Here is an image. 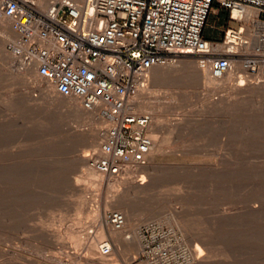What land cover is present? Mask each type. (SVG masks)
<instances>
[{"label": "rangeland", "instance_id": "374dc122", "mask_svg": "<svg viewBox=\"0 0 264 264\" xmlns=\"http://www.w3.org/2000/svg\"><path fill=\"white\" fill-rule=\"evenodd\" d=\"M237 25L227 11H216L205 34L223 40ZM8 54L15 59L0 54V155H6L8 167L2 173L7 177L0 174V180L7 178L6 185L0 181V200L5 197L0 201V264H94L87 248L100 229L114 264H197V246L204 257L213 255L210 264H264L263 97L244 94L227 104L228 91L204 87L193 72L153 70L143 85L162 125L155 135L166 145L154 156V170L144 174V190L129 197L125 185L114 191L108 177L94 188L81 180L86 169L78 167V159L93 153L85 138L98 133L101 121L51 108L41 93L47 83L35 75L23 80L18 57ZM195 60L180 59L177 66H196ZM259 81H247L243 88L251 84L264 93V79ZM51 96L62 105L75 103ZM123 197L124 203H114ZM83 198L87 207L80 213ZM112 211L130 217L140 251L116 247L107 219ZM148 227L155 234L146 232ZM69 231L80 236L82 246L68 239ZM158 245L168 251L167 258L154 254Z\"/></svg>", "mask_w": 264, "mask_h": 264}, {"label": "built area", "instance_id": "2783aa9c", "mask_svg": "<svg viewBox=\"0 0 264 264\" xmlns=\"http://www.w3.org/2000/svg\"><path fill=\"white\" fill-rule=\"evenodd\" d=\"M221 10L238 25L223 40L208 39L209 17ZM248 11L257 15L251 32L238 20ZM0 18L17 36L7 50L18 57L19 69L34 68L56 95L113 122L100 150L88 157L108 178L148 163L153 117L131 109L137 85L154 69L195 58L215 80L238 72L247 80L264 79V0H0ZM107 219L116 230L126 225L118 211ZM101 249L112 254L108 242ZM153 252L168 257L161 245Z\"/></svg>", "mask_w": 264, "mask_h": 264}, {"label": "bare ground", "instance_id": "6f19581e", "mask_svg": "<svg viewBox=\"0 0 264 264\" xmlns=\"http://www.w3.org/2000/svg\"><path fill=\"white\" fill-rule=\"evenodd\" d=\"M41 1H42V3L44 5H47L48 2H49V0H41ZM256 16L257 15L255 13L251 12V11L246 12V15H244V17H242L241 19H238L240 22L243 23V25L240 26V28H243L246 31L251 32V28L252 27H250L249 24H250V22L252 21L253 18H256ZM230 30H232V29H230ZM16 39H17V36L12 31L10 23L0 18V54L4 55L6 58H8L11 61H13L15 59V57L14 56H10V54H8L7 47H8V45L11 42L15 41ZM254 42L257 43V39L254 38ZM228 52L236 53V50H230ZM182 59H184V58H182ZM177 63H179V62H177ZM177 63L174 64V65L167 66V67H159V68H156V69H166L170 73H173V74H178V72H193L194 74H196V76H198L197 78H199V81H201V82L203 81L202 82L203 84L201 83V85H204V87H207V88H210V89L213 88L214 91L216 89L215 87H217L218 89L220 88L222 90L224 89V90L228 91V99L226 100L227 104H230V103L234 102L235 100H237L240 96H242L244 94H255V93H257L261 97L264 98V93H263V88L262 87L253 86V85L249 84L248 88H243L244 86H247V84H246L247 81L248 82L249 81L253 82V81H251L249 79L247 80L244 76L238 75L239 72L238 73H231V74H229L228 76H226L225 78H223L221 80H215V79L211 78L206 72L201 71L199 69L196 61H194L196 66H192L193 62L192 63H188V62H182L181 63L180 62L182 64V65L180 64L181 67L177 66L178 65ZM21 72L24 74V78L23 77L22 78L26 82H27L28 75H31V76L35 75L34 76L35 78L41 79L37 75L35 69L32 68V67H25V68H23V71H21ZM150 73L143 80H141L139 82V84L137 85V87H136L137 89L135 91L136 94L134 92V94H135V97H134L135 98V102L132 103V109H131V111L134 112V113H137V114H150V115L153 116L154 119H156V121H155L156 124H157L155 126L156 127V131L154 130V132L151 135L152 140L154 142V147L155 148L153 147L152 153H151V155H150V157L148 159V163H149V161H150V163L149 164L147 163V165L142 166V167L130 165V166L127 167L125 173L123 175H121L120 177L110 178V179H112V189H114V191H115L116 189H119L118 187H120L121 185H125L127 187V192H126L125 195L129 196V197H130V195H134V194L140 193V192H142L144 190L143 185L146 182V180H145L146 176L144 174L145 173L147 174L146 171H148V170H154V165L156 164V163L154 164V156H155V154L157 152L161 151V149H162V147L164 145H166L165 139L155 135V133H157L159 131V129L162 127L161 122L159 121V116L157 117V116L154 115L155 112H156L155 111L156 107H154V106L151 107L146 102V90L147 89L145 88V85H143V84H145L148 81ZM25 81H23V82H25ZM48 87L50 88L51 92L48 91V90L46 91V89ZM148 89H149V87H148ZM41 93L46 95L47 100H48L49 105L51 106V108L52 107H54V108H65L71 114H74L75 115L74 117L78 116L79 118H81L82 120H85V121H93V122L101 121V122H99L98 133L97 134L96 133L88 134L86 136V138H85V146H86V148H90L93 153L98 152L100 150V145H101L102 141L105 138L106 132L113 125V122L111 120L102 119L98 112H87V111H85L76 100H69V101H74L75 103H71L70 102V103H67L65 105H62L61 103H59L57 101L58 99L55 100V98H52L51 95H52V93H55V92H54L53 88L49 84H47L46 88H41ZM132 100H133V98H132ZM184 122L182 121L183 125H184ZM183 125H181L180 127L182 128ZM161 130H162V128H161ZM5 156L4 155L3 156L0 155V174H1V176L3 175L2 173H4L5 169L8 168L4 164L5 160H6V159H4ZM88 157H89V155H84L82 158L79 157V159H78V167L80 169H84V168L86 169V171L84 172L85 173L84 174V178L81 179V180L86 185L93 186V188H94V186L95 187H99V186L102 185L105 176L99 174L98 172H96L94 170V168H92V166L88 162ZM7 171H8V169H7ZM5 173H6V171H5ZM5 175L2 176L1 178L7 177V175L6 176ZM126 176H127V178H125ZM138 176L141 177V179L138 182L134 181L133 179H136ZM6 179H4V180L6 181ZM2 180H0V181H2ZM9 180H10V178H9ZM81 180L79 181V179H78L79 182H81ZM5 183H7V181L4 182V185H6ZM4 188H6V186ZM112 189H111V191H112ZM0 192H1V190H0ZM4 199H5V197H4ZM4 199L2 198V200H4ZM116 199H115L114 203H119V204L124 203L123 200L124 201L127 200L125 197H123L122 199L118 198V200H116ZM2 200H0V201H2ZM85 206H86V201H84V198H83V201H80L78 203V207H77L78 212L81 213V211L84 209ZM109 206H110V204H109ZM87 213H89V212H87ZM92 213H94V212H91V214ZM129 218L130 217H128V215L125 213V219L127 221V225H125V227L122 230H116L113 227L109 226L110 227L109 233H110V236L112 237L113 241L116 243V247L118 246L120 248V247H123V246H131V247L135 248V250L137 248L140 251V247H141L142 243L140 242V240L138 239L137 235L135 234L134 229H133L134 226L130 224V219ZM72 225H74V224H72ZM75 225L76 226H80L81 224L78 221V222L75 223ZM125 228H127V230H129L133 234L132 237H130V238L126 237V234H127L128 231L125 230ZM79 237L80 236L77 235V233L71 231L69 233L68 239L76 242V245L82 246L83 245V241ZM60 239L61 238H59L57 240H60ZM104 239H105L104 232H103L102 229H100L98 234H97V236H96V238H95V240H93L90 243V245H88L89 247L87 248V257L94 264H114V259L108 257V256H110L112 254L106 256V255H103V253H102L101 246L104 243ZM196 251H197V253L199 255V257L197 256L198 257V261H197L198 263L197 264H210V261H212L211 259H213V255L204 257L205 250L203 249V247H200V246H197Z\"/></svg>", "mask_w": 264, "mask_h": 264}, {"label": "trees", "instance_id": "16d2710c", "mask_svg": "<svg viewBox=\"0 0 264 264\" xmlns=\"http://www.w3.org/2000/svg\"><path fill=\"white\" fill-rule=\"evenodd\" d=\"M205 36H206V34H205Z\"/></svg>", "mask_w": 264, "mask_h": 264}]
</instances>
